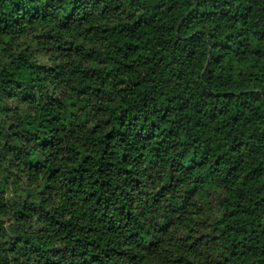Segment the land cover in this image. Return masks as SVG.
I'll use <instances>...</instances> for the list:
<instances>
[{"label":"clouds","instance_id":"9594fccd","mask_svg":"<svg viewBox=\"0 0 264 264\" xmlns=\"http://www.w3.org/2000/svg\"><path fill=\"white\" fill-rule=\"evenodd\" d=\"M0 264H264V0H0Z\"/></svg>","mask_w":264,"mask_h":264}]
</instances>
